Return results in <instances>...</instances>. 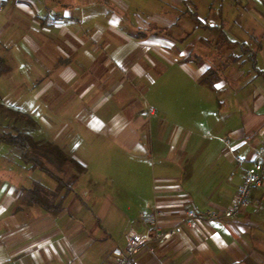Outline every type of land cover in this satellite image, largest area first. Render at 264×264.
Wrapping results in <instances>:
<instances>
[{"label":"crops","instance_id":"crops-1","mask_svg":"<svg viewBox=\"0 0 264 264\" xmlns=\"http://www.w3.org/2000/svg\"><path fill=\"white\" fill-rule=\"evenodd\" d=\"M0 49L4 112L29 115L37 148L52 143L85 167L49 212L27 190L57 181L10 163L11 145L0 152V264H110L144 228L140 213L159 210L165 229L234 202L264 140V0H0ZM28 77L38 102L9 106V84ZM107 148L118 149L116 175L103 170ZM130 157L136 172L123 173ZM251 196L258 205L183 225L132 264H264V183Z\"/></svg>","mask_w":264,"mask_h":264},{"label":"built area","instance_id":"built-area-1","mask_svg":"<svg viewBox=\"0 0 264 264\" xmlns=\"http://www.w3.org/2000/svg\"><path fill=\"white\" fill-rule=\"evenodd\" d=\"M255 158L249 167L243 170L242 181L237 188L234 202L223 210L207 209L198 212L192 209L187 212L176 225L168 228H161L157 222L160 211L155 209L151 212L140 213V219L144 228L142 230L130 229L125 235V244L122 247L114 248L108 256L110 264H132L134 256L149 243H161L168 241L180 233L183 225L195 226L197 221L205 220L212 223L219 220L232 219L240 211L247 208L252 202L259 204L258 200L252 199L251 192L254 188L264 183V140L255 149ZM238 163L244 159L237 158Z\"/></svg>","mask_w":264,"mask_h":264},{"label":"trees","instance_id":"trees-1","mask_svg":"<svg viewBox=\"0 0 264 264\" xmlns=\"http://www.w3.org/2000/svg\"><path fill=\"white\" fill-rule=\"evenodd\" d=\"M9 66L0 57V74H5L9 70ZM0 108L3 109L4 105L0 101ZM19 118L29 124L32 128L35 126V121L27 114L20 111H13ZM0 142L7 143L12 147L23 152L22 157L29 161L31 166H37L48 172L58 183V188L55 191L46 189L39 183H36L32 188L27 190V196L30 203H37L46 211L57 212L61 210V199H59L60 190L68 186V182L64 181L61 177L50 171L40 157L46 159L50 163L56 165L69 164L75 170V173H83L85 171L84 165L67 155L61 148L52 143H46L43 147L37 148V141L27 132V130H16V133L0 132ZM33 148V149H32ZM33 150L29 155V151Z\"/></svg>","mask_w":264,"mask_h":264},{"label":"rangeland","instance_id":"rangeland-1","mask_svg":"<svg viewBox=\"0 0 264 264\" xmlns=\"http://www.w3.org/2000/svg\"><path fill=\"white\" fill-rule=\"evenodd\" d=\"M1 52L3 53V51L0 49V54H2ZM15 62H16V66H17V67L14 66L16 68L15 71H18V73L22 72L21 60L17 59ZM7 77H8V75H1L0 80L4 82L7 80ZM28 80H29V77H28ZM9 85L11 87V92H12L11 94L13 95L10 99V105L9 106H11V104L15 105V103H17V102L18 103H24L25 102V103H31V104L38 102L37 100H35V99L33 100L30 97V94L33 93V90L35 88V85H33L30 82V80L27 81V80L23 79L22 83L21 82L20 83L17 82L16 84L10 83ZM24 97L25 98L27 97L29 99H23ZM4 111H5L4 109L0 108V132L16 133L17 129L18 130H22V129L27 130V128H31L29 126V124H27L24 121V119L19 118L15 113H12L9 110L7 112H4ZM14 149H16V148H14ZM14 149H12V150H14ZM4 151H5V154H8L10 152V147L8 146V144L1 143L0 144V152H4ZM16 151L18 152V154L14 153V152H13V154H9L10 156L8 158V161L10 163H17V164H22V165H24V164L31 165L28 163L29 161H26L22 156L20 157L18 149H16ZM3 154H1V155H3ZM31 154H32V150L29 151V155H31ZM118 155L119 154H118L117 148H113V149L107 148V150L104 154V158H103V166H104L103 170L106 174H108V175H116L117 174V172L119 170L118 169V165H119L118 160L120 159V157ZM0 159H2V158L0 157ZM42 161H43L44 165L50 171H52L53 173H55L59 177H62V179L66 182H68L70 180L71 175L76 170L73 167H71L69 164L56 165L54 163H50L46 159H42ZM91 161H92L90 164L91 167L95 165V162H97L99 165H101L98 152L96 155L92 156ZM126 162H127V164H125V167H128V169H121L122 172L123 173L136 172V169L133 168V164L135 163V165H136V161L135 162L132 161V157H130L129 161H127V159H126ZM149 167H150V165L146 164L144 161H142V160L138 161L139 173H146L147 170L149 171ZM36 174L38 175V177L41 176V171L35 170L32 173V175H36ZM38 177H36V179H39ZM44 184H46V183H44Z\"/></svg>","mask_w":264,"mask_h":264}]
</instances>
